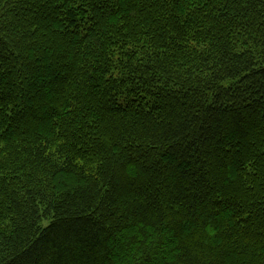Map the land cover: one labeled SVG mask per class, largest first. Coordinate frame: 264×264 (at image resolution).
Here are the masks:
<instances>
[{"label": "trees", "instance_id": "1", "mask_svg": "<svg viewBox=\"0 0 264 264\" xmlns=\"http://www.w3.org/2000/svg\"><path fill=\"white\" fill-rule=\"evenodd\" d=\"M0 264H264V0H0Z\"/></svg>", "mask_w": 264, "mask_h": 264}]
</instances>
